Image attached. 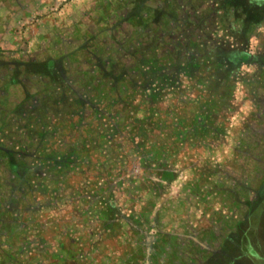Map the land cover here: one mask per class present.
<instances>
[{
	"label": "rangeland",
	"instance_id": "rangeland-1",
	"mask_svg": "<svg viewBox=\"0 0 264 264\" xmlns=\"http://www.w3.org/2000/svg\"><path fill=\"white\" fill-rule=\"evenodd\" d=\"M98 42L107 70L148 60L134 122L118 92L67 81L92 104L48 116L38 152V67L22 64L71 56L88 78ZM0 63V264H57L61 247L79 264H264V0H0Z\"/></svg>",
	"mask_w": 264,
	"mask_h": 264
},
{
	"label": "trees",
	"instance_id": "trees-1",
	"mask_svg": "<svg viewBox=\"0 0 264 264\" xmlns=\"http://www.w3.org/2000/svg\"><path fill=\"white\" fill-rule=\"evenodd\" d=\"M152 11H155V12L148 13L146 17L143 16L140 20L143 23L146 20L145 29H146V25L149 24L148 20H151L153 21V23H155V21L158 20L159 18H164L165 16L167 17L168 15H170V13H166V15L164 14L163 5H161L158 9H155V10L152 9ZM170 20L175 21L174 23H180L179 16H171ZM94 38L95 37L88 38L87 40L94 39ZM164 39L166 38H162L163 41ZM110 41L115 43V38L112 36ZM129 43L130 41H128V44ZM98 44L99 42L96 45L89 47L88 51H85V55L89 56V58H92L95 61L94 69L97 70L94 74H91L89 76L87 75L88 78H85V77L81 78L79 75V77L77 76L78 78L75 79V76L71 75L73 70L70 73V70H69V68L71 67L70 65L76 62L75 59L73 58L71 59V56H63L62 59L64 61L66 58L68 59V62H65V63L64 61H61L59 59L58 60L51 59V60H47V62H44V63L38 62L37 64H32V63L26 64L25 62L22 64L23 71H25V75L31 69V67H34V66L38 67V92H32L33 94H28L29 97L33 99H37L38 97V101H37L38 105L32 106L34 109L30 112H27V114H34L40 117L38 118V136H39L38 152H39V148L41 145H42L41 148L46 146V144H43V142L45 138H48L49 131H47V128H50V126L48 125L46 126V128H44V125L47 121L46 119L48 116H55L56 119H58L59 121L61 120L60 125L64 127L67 121L65 118H60L58 115L63 116V115L75 114L77 111L73 107V103H76V102L79 103L78 105H80L83 109L87 106L86 103L92 104L91 100H88V102H85L84 100H80V96H78L77 94L78 92L74 88H71V86L69 87L67 84V81L68 82L71 81L72 84H74L78 81L83 80L88 85L86 86L85 83L82 84V87H81L82 93L86 92L87 88L89 87L88 94L93 93V91L94 93L96 92V95L94 96L93 100L95 99H102V100L105 99L106 100L107 98L106 101L109 102L111 98L115 99L114 95H116L117 97V92H118L120 95L119 100L116 101V106L118 107V111H119L118 114L121 115L122 117L121 119L124 120V122H127V121H131V123L134 122L135 119L129 116L130 108H133L134 99H132V97H129L128 93L132 92L134 94V90L136 89L137 81L139 78L138 76L143 77V75L142 74L139 75V73H137V75L133 76V71H134L133 66L137 65L138 67V66L146 65L148 60L146 61L143 60L141 64L140 63L137 64V60L133 57L134 56L133 52L126 51L127 54L121 57L119 61L115 62L116 66L110 70H107L103 62L104 55L100 53L101 51H104V50L97 48ZM111 45L112 44H110L109 46ZM153 50H154V53L158 52V48L156 46H153ZM208 56L212 57L210 55ZM228 59H229V56L226 55L224 58L225 66H229L230 64L233 63L232 62L233 58H231L230 61ZM57 62L60 63V66H61L59 70L57 69V66H56ZM61 62H63L64 64H61ZM66 63H68V65H66ZM4 64L5 63H0V66ZM117 68L120 71L116 72ZM19 70L20 68L16 70L15 74L20 76L21 72H19ZM112 70L115 71L116 74L118 75L116 76V78H113L111 76L113 73ZM58 71H59V74H57ZM89 73L91 72L89 71ZM15 74L13 71L11 72V75H13L10 79V82L12 85H13L12 82H14L16 85ZM103 88H106L107 91L104 90ZM0 102H2L1 105H4L3 101L0 100ZM106 105H109V104H106ZM1 112H2V107L0 106V113ZM12 112H14V110ZM52 127H53L54 132H57V130L63 129V128L60 129L59 127L56 128L55 126H52ZM35 129H37V127ZM49 138L51 139L52 137L50 136ZM55 154L57 155L56 151L51 152L49 150L47 153L43 154V156L44 155L45 156L42 159L45 161V163L50 162V161L52 162L53 157L56 156ZM70 154L71 153L61 152L59 155L60 157L63 158V161H67ZM10 167L11 169H13L15 165H11ZM64 167H67V166H64ZM60 251L62 252L63 260H61L57 264H79L77 261L69 260L68 252L65 247H61ZM141 263L142 261L140 260V261H130L127 264H141Z\"/></svg>",
	"mask_w": 264,
	"mask_h": 264
},
{
	"label": "flooded vegetation",
	"instance_id": "flooded-vegetation-1",
	"mask_svg": "<svg viewBox=\"0 0 264 264\" xmlns=\"http://www.w3.org/2000/svg\"><path fill=\"white\" fill-rule=\"evenodd\" d=\"M220 255L223 256V257H226V255H228V254H226V253H224V252L221 251V254Z\"/></svg>",
	"mask_w": 264,
	"mask_h": 264
}]
</instances>
